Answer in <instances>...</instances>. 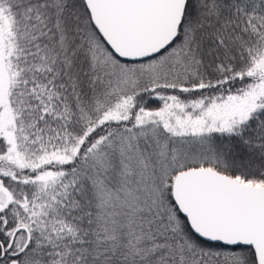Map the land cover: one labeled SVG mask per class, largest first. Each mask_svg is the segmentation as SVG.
<instances>
[{
  "label": "snow or ice",
  "instance_id": "snow-or-ice-1",
  "mask_svg": "<svg viewBox=\"0 0 264 264\" xmlns=\"http://www.w3.org/2000/svg\"><path fill=\"white\" fill-rule=\"evenodd\" d=\"M0 264H264V0H0Z\"/></svg>",
  "mask_w": 264,
  "mask_h": 264
}]
</instances>
